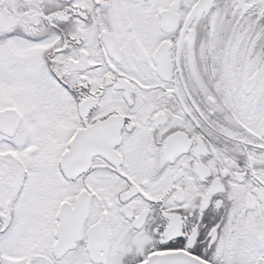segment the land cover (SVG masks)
Listing matches in <instances>:
<instances>
[{
    "label": "snow or ice",
    "instance_id": "1",
    "mask_svg": "<svg viewBox=\"0 0 264 264\" xmlns=\"http://www.w3.org/2000/svg\"><path fill=\"white\" fill-rule=\"evenodd\" d=\"M0 264H264V0H0Z\"/></svg>",
    "mask_w": 264,
    "mask_h": 264
}]
</instances>
